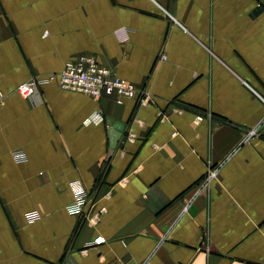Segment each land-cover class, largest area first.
I'll list each match as a JSON object with an SVG mask.
<instances>
[{"label":"crops","instance_id":"obj_1","mask_svg":"<svg viewBox=\"0 0 264 264\" xmlns=\"http://www.w3.org/2000/svg\"><path fill=\"white\" fill-rule=\"evenodd\" d=\"M262 3L0 0V264H264ZM78 57L145 98L16 93Z\"/></svg>","mask_w":264,"mask_h":264},{"label":"built area","instance_id":"obj_2","mask_svg":"<svg viewBox=\"0 0 264 264\" xmlns=\"http://www.w3.org/2000/svg\"><path fill=\"white\" fill-rule=\"evenodd\" d=\"M51 82H56L58 87L64 91L81 93L94 98L112 97L117 104H120L123 99L141 101L146 96L143 89L119 78L111 69L99 65L93 58L88 57H78L77 59L68 61L57 74L49 75L46 78H31L20 84L16 88V93L23 99H30L38 93L40 85ZM3 99V95L0 94V107ZM202 120L203 118L200 116L195 118L197 123H200ZM254 134V132H250L248 137L254 136ZM13 159L16 162H22L25 160V157L20 153H15L13 154ZM216 175L217 169L208 165L207 174L198 185L196 192L208 189ZM71 191L74 199L67 206L66 210L70 215H78L82 212L86 200V192L78 183L71 186ZM40 218L37 212L25 214L27 223H34Z\"/></svg>","mask_w":264,"mask_h":264},{"label":"water","instance_id":"obj_3","mask_svg":"<svg viewBox=\"0 0 264 264\" xmlns=\"http://www.w3.org/2000/svg\"><path fill=\"white\" fill-rule=\"evenodd\" d=\"M264 8V3H262L261 5ZM262 7L260 9H262ZM259 9V10H260ZM113 132H111V136H110V149L113 150L118 138L120 137V133L122 131V126L120 124H115L113 125Z\"/></svg>","mask_w":264,"mask_h":264}]
</instances>
